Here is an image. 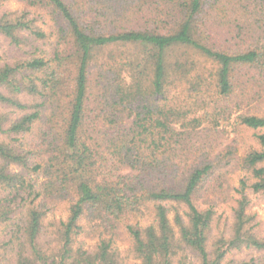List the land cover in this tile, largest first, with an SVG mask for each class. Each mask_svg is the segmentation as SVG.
Masks as SVG:
<instances>
[{
	"label": "trees",
	"instance_id": "trees-1",
	"mask_svg": "<svg viewBox=\"0 0 264 264\" xmlns=\"http://www.w3.org/2000/svg\"><path fill=\"white\" fill-rule=\"evenodd\" d=\"M8 1L0 264H264L243 254L264 252L250 211L264 193V115L235 117L253 143L230 215L201 202L234 153L201 154L214 112L250 68L264 77V0ZM59 200L66 216L50 217Z\"/></svg>",
	"mask_w": 264,
	"mask_h": 264
},
{
	"label": "rangeland",
	"instance_id": "rangeland-1",
	"mask_svg": "<svg viewBox=\"0 0 264 264\" xmlns=\"http://www.w3.org/2000/svg\"><path fill=\"white\" fill-rule=\"evenodd\" d=\"M21 4V0H9L5 3V8L17 9L20 8ZM11 53H13L12 47L8 45L5 38L0 37V63L6 59L10 60ZM248 71L249 75L247 77H241L243 81L247 78V81L244 84H239L234 98L229 102H220V105L225 107L226 112L221 114H218L217 111L214 112L216 120H220L221 124L213 129L214 131L208 132L202 139L201 154L207 160H214L216 155L224 149L227 151L228 147L232 148L234 152L228 163H225V159L222 161L216 160L218 169L201 191L202 205H205V202H211L219 215L223 212L226 216L230 215V208L235 197L234 188L238 185L239 178L243 176L240 158L248 146L253 143L251 137L253 131L238 125L235 122V117L237 114L245 112L264 115V77L256 73L255 68H250ZM250 199V211L256 214L261 222V227L264 228V193L250 194ZM49 214L50 217L64 218L67 214L66 202L64 200L56 201ZM84 237L90 243L95 241V238L91 240L88 238V233H85ZM127 242L126 233L121 231L118 243L124 252L128 246ZM243 254L255 255L259 256L260 259H264V252L250 251Z\"/></svg>",
	"mask_w": 264,
	"mask_h": 264
}]
</instances>
